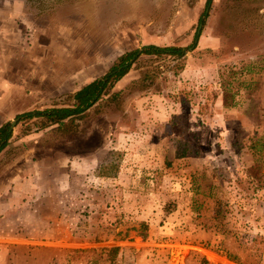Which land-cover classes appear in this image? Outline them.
I'll list each match as a JSON object with an SVG mask.
<instances>
[{"label": "rangeland", "instance_id": "obj_1", "mask_svg": "<svg viewBox=\"0 0 264 264\" xmlns=\"http://www.w3.org/2000/svg\"><path fill=\"white\" fill-rule=\"evenodd\" d=\"M205 1L24 0L30 23L74 34L78 46L57 50L97 66L91 77L147 44L183 55H139L61 128L14 121L0 163L17 158L13 170L37 182L44 220L19 210L33 242L19 236L0 264H264V0ZM47 68L33 65L44 83L26 90L47 82L49 94L19 100L16 114L69 106L90 80L66 70L56 92Z\"/></svg>", "mask_w": 264, "mask_h": 264}, {"label": "crops", "instance_id": "obj_2", "mask_svg": "<svg viewBox=\"0 0 264 264\" xmlns=\"http://www.w3.org/2000/svg\"><path fill=\"white\" fill-rule=\"evenodd\" d=\"M25 8L24 0H0V125L9 122L16 115L19 100L25 102L29 94L37 96L49 94L50 85L47 82L44 86L46 89L41 86L35 88L38 91L37 94L32 93L30 89L28 92L26 90V88H31L30 80H36L38 83L45 79L42 72L39 76L33 75L32 67L35 64L48 66L46 72L49 76L46 80L56 81L54 85L51 84L52 89L56 92L63 91L65 88L59 84V81L68 78L66 70L73 74L71 78L74 76L79 78L78 74L81 73H84L85 77H89L88 82L97 78L91 77L96 72L97 66H89L91 64H88V61H83L81 56L77 57L76 53L67 58L63 53H60L63 47L78 46L74 34L68 35L60 28V31H56V33L48 32L50 23L46 22L43 17L41 23H30L24 12ZM19 25L26 28L28 36L25 39L19 34ZM52 25L57 26L54 22ZM73 32L75 31L73 30ZM19 48H25L24 54H20ZM65 62H68L67 64L70 66L66 70L62 66V63ZM84 62H86V66H84ZM19 64L22 66L25 64V73H23L24 77L20 75L18 78ZM10 138L7 145L0 151V158L1 156L12 155L9 152L11 148L8 147ZM16 163L17 158L5 164L0 163V260L3 259L4 261L7 259V252L11 253L16 250L19 236H22L21 242H25L26 247L30 246L27 243L33 242L24 238L25 231L18 227L19 224H23V218L19 219L17 216L18 211L25 210L28 216H31L29 220L35 218L34 216L41 218V221L44 220L41 214L34 213L35 210L37 212L41 208H38V205L44 200L43 197H40L42 192L37 190V182L33 184L25 179L24 175L27 171L13 170L12 165H16ZM31 174H34L33 170H29V175ZM27 181L30 183V187ZM26 188L28 189L25 190ZM19 189H23L25 192L29 191L30 195L21 197L22 192ZM31 226L32 224L29 225V229ZM37 242L44 243L43 240Z\"/></svg>", "mask_w": 264, "mask_h": 264}, {"label": "trees", "instance_id": "obj_3", "mask_svg": "<svg viewBox=\"0 0 264 264\" xmlns=\"http://www.w3.org/2000/svg\"><path fill=\"white\" fill-rule=\"evenodd\" d=\"M210 0H206L205 4L208 5ZM141 54L145 55H159L168 54L172 56H182V48L176 46H156L154 44L143 45L140 48L126 51L115 58L112 64L108 67L107 71L84 84L72 94L73 102L69 106L51 107L44 110H31L24 111L16 114L14 119H25L33 117H44L52 124H56L57 128H61L65 119H71L75 116H81L84 111L91 107L100 96L104 93L105 89L112 85L113 82L119 80L129 70L134 60ZM9 123L5 122L0 125V151L7 145L8 139L11 137ZM177 150V148H176ZM112 155H117V152H111ZM178 157L182 153L177 154ZM105 166L108 170L118 168L116 160H107ZM107 175V173L105 174ZM113 255L117 251V247H110L108 249Z\"/></svg>", "mask_w": 264, "mask_h": 264}, {"label": "water", "instance_id": "obj_4", "mask_svg": "<svg viewBox=\"0 0 264 264\" xmlns=\"http://www.w3.org/2000/svg\"><path fill=\"white\" fill-rule=\"evenodd\" d=\"M15 120H16V119H14V120H12V121L10 122L9 129H8V130L11 131V127H12V125L14 124V121H15Z\"/></svg>", "mask_w": 264, "mask_h": 264}]
</instances>
